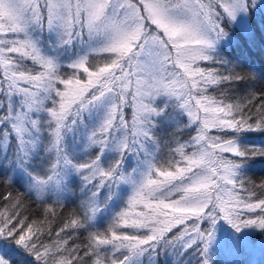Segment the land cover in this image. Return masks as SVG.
I'll use <instances>...</instances> for the list:
<instances>
[{
	"label": "snow or ice",
	"instance_id": "1",
	"mask_svg": "<svg viewBox=\"0 0 264 264\" xmlns=\"http://www.w3.org/2000/svg\"><path fill=\"white\" fill-rule=\"evenodd\" d=\"M257 80L264 0H0V264L264 256Z\"/></svg>",
	"mask_w": 264,
	"mask_h": 264
},
{
	"label": "trees",
	"instance_id": "2",
	"mask_svg": "<svg viewBox=\"0 0 264 264\" xmlns=\"http://www.w3.org/2000/svg\"><path fill=\"white\" fill-rule=\"evenodd\" d=\"M257 66H259V61H257ZM249 86L254 87L255 89H260L261 87H264V84H261L260 81H246L244 83L233 85V88L236 89L232 93V95L236 96L237 98L241 97L245 93V89ZM254 103H258L254 102ZM253 142L260 143V138H253ZM249 178L253 181H255L257 184L260 183L262 179H264V164H255L253 165L252 172L248 174ZM11 192L13 198L19 197L23 200L26 211L24 212V215H27L30 219L40 220L43 219V209L41 205L36 204L31 198L27 196L26 193H24L23 189L20 187V185L12 184L8 185L6 183H3L0 181V196H3L5 193ZM4 202L3 200H0V205H2ZM74 205H68L63 209H57V212L59 213L58 217L55 219L53 223V228H58L62 225V223L70 216V214L74 210ZM264 236H261L260 234H254V239L259 240L263 238ZM83 236H81L77 243H81L83 241ZM195 260L191 261L189 264H197V257L194 255ZM242 259V255H239L237 257V260L240 261ZM257 264H264V256H260L256 259ZM217 264H237V261L234 259H228L226 257H223L222 255L218 256ZM242 264V263H240Z\"/></svg>",
	"mask_w": 264,
	"mask_h": 264
},
{
	"label": "rangeland",
	"instance_id": "3",
	"mask_svg": "<svg viewBox=\"0 0 264 264\" xmlns=\"http://www.w3.org/2000/svg\"><path fill=\"white\" fill-rule=\"evenodd\" d=\"M258 241L264 243V237L261 238V239H259ZM220 255H222L223 257H225L222 253ZM260 256H262L260 254V252L259 251H256V252L251 253V254H248V253L242 254V259L240 261L237 260V257L238 256L237 257H226V258L236 260L237 261V264H240V263H242V264H257L256 259L258 257H260ZM194 260H195L194 254H191V255H189L186 258V264H189L191 261H194Z\"/></svg>",
	"mask_w": 264,
	"mask_h": 264
}]
</instances>
